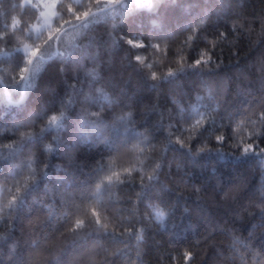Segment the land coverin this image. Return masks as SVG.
<instances>
[{
  "label": "trees",
  "instance_id": "1",
  "mask_svg": "<svg viewBox=\"0 0 264 264\" xmlns=\"http://www.w3.org/2000/svg\"><path fill=\"white\" fill-rule=\"evenodd\" d=\"M151 2L64 25L26 88L18 47L47 29L0 0V264H264V0ZM68 3L87 6L62 0L56 24Z\"/></svg>",
  "mask_w": 264,
  "mask_h": 264
},
{
  "label": "snow or ice",
  "instance_id": "2",
  "mask_svg": "<svg viewBox=\"0 0 264 264\" xmlns=\"http://www.w3.org/2000/svg\"><path fill=\"white\" fill-rule=\"evenodd\" d=\"M31 2L36 7L43 9L41 11L42 24L38 25L37 28L39 29L41 27H44L47 29V31H46L47 39L42 40L40 43H37V44H25L24 45V50L27 52V62H26V65L19 70L18 79L26 82L25 83L26 88L29 86L27 84V81L29 80L31 73L33 72V69L31 66L33 65L34 61L38 57L43 59V57L41 56L42 49L46 46L47 43H50L53 41H57V43H58L57 38L62 36L64 31H65L64 25L70 24L73 21L85 23V22L89 21L90 17L96 15V13L101 10V6H102V8H114L117 5L121 4L123 2V0H87V4H86L87 6H85L83 8L84 9L83 11L78 10L75 5L68 3V4H66L68 18H62L60 20L59 24H56L55 21H56V18L61 15L59 8H60V5L62 3V0H31ZM138 6H141V5H138ZM144 6L151 7V3L149 2L147 5H144ZM127 43L129 45L135 47V48H144L146 46L144 42L133 40L131 38H129L127 40ZM155 47L160 48L161 46H160V44H156ZM134 59H135V61H137L138 63H141V64H143L144 60H145L144 57L139 56V55H136L134 57ZM204 62H206V61L204 60L203 57H201L199 59H196L194 61V64H195V66H200ZM145 66L149 69L152 68L151 64H147ZM174 74H175V72L173 69H168L167 75L172 76ZM89 75H92L93 77H95L96 73L94 71H90ZM159 77H160V74L158 72H156V71L151 72V78L153 80H157ZM105 100L109 104H111V101L108 99L107 96H105ZM68 102L71 103L70 100ZM64 115H65V112H64L63 107H62L58 114L53 113V114L48 116L47 123L44 125L43 128L49 127V126H51V127L58 126L61 118ZM92 115L99 116L100 112H93ZM260 115L262 117H264V112H261ZM130 116H131V113H128V117H124V118L127 119ZM196 123L199 124V123H201V121L197 120ZM43 128H41V130ZM32 134H34V133L33 132L21 133V136H30ZM250 135H254V134H250ZM216 139L218 141H224L226 139V137L223 135H219L216 137ZM179 143L182 146H184L183 141H179ZM9 147H12V145H9ZM257 148H258V146L252 142H249V143L243 145V151L245 153L256 152ZM52 149H53V146L51 144H48L45 146V150L47 152H51ZM259 151L261 153H264V148H259ZM126 171H131V169H126ZM113 177L118 178L119 173L113 172L111 175L105 176L104 179L111 182L113 180ZM30 180L35 181L36 177L35 176L26 177L24 182H22L19 187H16L15 191L19 195H12L10 197V201H9L10 207L17 202L20 194L24 191L25 188L28 187V185H29L28 181H30ZM156 219L162 221L164 219V213L163 212H157L156 213ZM83 223L84 222L82 220H78L76 222L75 227L79 228L83 225ZM187 258L188 259L191 258V253L187 254Z\"/></svg>",
  "mask_w": 264,
  "mask_h": 264
},
{
  "label": "rangeland",
  "instance_id": "3",
  "mask_svg": "<svg viewBox=\"0 0 264 264\" xmlns=\"http://www.w3.org/2000/svg\"><path fill=\"white\" fill-rule=\"evenodd\" d=\"M75 1H80V0H75ZM138 1H141V2L146 3V4L149 2L152 3L151 0H138ZM24 2L25 3H32L31 0H24ZM134 5H135V0H124L121 4L117 5L114 8H105V11L97 14L96 18H93V19L98 20V19H101L102 17H105L107 15L124 14V13L130 11L134 7ZM42 10L43 9L40 8V19H39V21L35 22L32 25V31L36 34L40 33L42 30L46 29L44 27H41L39 29L37 28L38 25L42 24V19H41V11ZM78 28L79 27H73L67 31V33L65 35V42H67L68 44H70L72 42V40L78 35V33L80 31ZM24 45L25 44L19 46L18 48L25 51ZM66 51L67 50L62 49V50H60V53L64 54V53H66ZM45 61L46 60L41 59L39 57L35 60V62L33 63V66H32L33 72L30 75L31 79L29 80V85L32 83V79H34L37 76L38 72L43 68Z\"/></svg>",
  "mask_w": 264,
  "mask_h": 264
},
{
  "label": "water",
  "instance_id": "4",
  "mask_svg": "<svg viewBox=\"0 0 264 264\" xmlns=\"http://www.w3.org/2000/svg\"><path fill=\"white\" fill-rule=\"evenodd\" d=\"M71 26H73V25H69V26L65 27V30H67V29L70 28ZM57 40H59V37L57 38ZM55 46H56V51H58V43H57V41H55ZM24 92H25V88H24V90H23V94H24Z\"/></svg>",
  "mask_w": 264,
  "mask_h": 264
}]
</instances>
